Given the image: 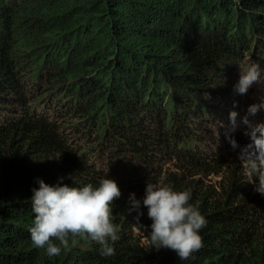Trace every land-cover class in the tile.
Here are the masks:
<instances>
[{"label":"trees","instance_id":"16d2710c","mask_svg":"<svg viewBox=\"0 0 264 264\" xmlns=\"http://www.w3.org/2000/svg\"><path fill=\"white\" fill-rule=\"evenodd\" d=\"M253 62L264 70V0H0V264H264V195L225 138L231 110L241 146L242 118L264 123L248 115L261 101L234 93ZM106 172L122 193L115 255L36 248L37 178ZM162 174L207 219L195 259L150 249L147 208L139 223L129 211Z\"/></svg>","mask_w":264,"mask_h":264},{"label":"clouds","instance_id":"9594fccd","mask_svg":"<svg viewBox=\"0 0 264 264\" xmlns=\"http://www.w3.org/2000/svg\"><path fill=\"white\" fill-rule=\"evenodd\" d=\"M240 69L234 93L245 95L253 85L264 83V70L259 64L253 62ZM261 109H264V99L250 105L248 115L254 116ZM237 117L238 112L231 110L225 138L233 151L239 150L245 183L254 185V190L264 195V123L253 125L244 116L242 123L248 125L245 134L250 142L241 146L231 135L238 127ZM63 179L60 177L53 185L37 178L39 187L32 189L30 198L34 214L29 229L32 244L44 249L48 257H59L80 241L99 245L103 257L115 255L114 244L120 239V227L114 223L113 207L122 195L118 183L107 172L98 186L92 183L69 186L59 182ZM191 199V190H176L167 182L166 174L155 183L146 182L142 199L134 192L129 194V211L137 213L138 223L144 215L143 208H147L151 220L150 249L174 251L180 261L195 259V253L204 246L201 231L207 226V219Z\"/></svg>","mask_w":264,"mask_h":264},{"label":"rangeland","instance_id":"374dc122","mask_svg":"<svg viewBox=\"0 0 264 264\" xmlns=\"http://www.w3.org/2000/svg\"><path fill=\"white\" fill-rule=\"evenodd\" d=\"M236 83H237V81H236ZM242 96H247L246 97L247 99L252 98L251 100L253 101V103H255L256 101L254 100L253 97L255 96L256 100L261 101L262 99H264V91H262V88L260 86L259 87L258 86H254L253 88H250L248 90L247 94L242 95ZM261 113L264 115V112H261Z\"/></svg>","mask_w":264,"mask_h":264}]
</instances>
